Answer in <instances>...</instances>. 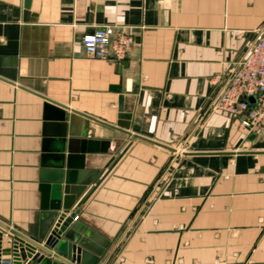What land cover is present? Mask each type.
I'll return each instance as SVG.
<instances>
[{
	"label": "crops",
	"instance_id": "obj_1",
	"mask_svg": "<svg viewBox=\"0 0 264 264\" xmlns=\"http://www.w3.org/2000/svg\"><path fill=\"white\" fill-rule=\"evenodd\" d=\"M102 26L122 63L85 52ZM262 28L264 0H0L3 248L58 256L39 238L71 199L86 264H264V137L208 112Z\"/></svg>",
	"mask_w": 264,
	"mask_h": 264
},
{
	"label": "built area",
	"instance_id": "obj_2",
	"mask_svg": "<svg viewBox=\"0 0 264 264\" xmlns=\"http://www.w3.org/2000/svg\"><path fill=\"white\" fill-rule=\"evenodd\" d=\"M256 34L248 52L234 63L211 100L208 112L236 116L244 129L264 137V28ZM133 44L131 34L115 26L99 27L82 38V46L89 56L98 59L111 56L117 64L125 60ZM177 152L180 155L184 150ZM160 182L162 180L157 181L156 186Z\"/></svg>",
	"mask_w": 264,
	"mask_h": 264
},
{
	"label": "water",
	"instance_id": "obj_3",
	"mask_svg": "<svg viewBox=\"0 0 264 264\" xmlns=\"http://www.w3.org/2000/svg\"><path fill=\"white\" fill-rule=\"evenodd\" d=\"M30 0H24L27 8ZM58 206L52 208V226L47 236L42 234L39 238L44 246L53 250L56 255H52L43 248L32 244L17 235L8 236L10 246L3 248L4 232L0 231V264H9V260H1V257L13 256L16 251L23 262L30 258L35 264H68L62 259L70 260L76 264H86V259L90 254V245L86 241L79 224L76 223L77 211L70 212L71 199L63 202L60 210V200L56 199ZM61 211V212H60ZM46 236V238H45ZM33 253L29 256L26 251ZM91 255V254H90Z\"/></svg>",
	"mask_w": 264,
	"mask_h": 264
}]
</instances>
